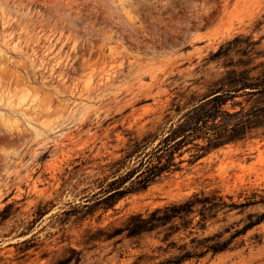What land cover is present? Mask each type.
<instances>
[{
  "label": "rangeland",
  "instance_id": "rangeland-1",
  "mask_svg": "<svg viewBox=\"0 0 264 264\" xmlns=\"http://www.w3.org/2000/svg\"><path fill=\"white\" fill-rule=\"evenodd\" d=\"M260 63L264 0H0V264H57L70 249L77 264H132L151 240L86 243L85 232L199 190L264 195L258 131L193 164L184 152L179 171L105 213L69 215L132 140L165 134L227 71ZM197 264H264V221Z\"/></svg>",
  "mask_w": 264,
  "mask_h": 264
},
{
  "label": "trees",
  "instance_id": "trees-1",
  "mask_svg": "<svg viewBox=\"0 0 264 264\" xmlns=\"http://www.w3.org/2000/svg\"><path fill=\"white\" fill-rule=\"evenodd\" d=\"M228 104L238 110L230 112ZM189 106L165 134L159 131L132 140L125 157L109 165L111 179L100 180L99 190L86 201L88 204L72 207L69 215L85 221L98 210L105 213L113 209L124 196L142 192L160 177L179 171L184 161L176 159L191 149L194 153L188 164L211 150L243 142L258 131L264 135V63L227 71L208 94ZM200 140L202 145L195 144ZM256 205H264V195L251 193L235 202L219 190H199L181 200L132 214L120 226L89 229L84 239L86 243L128 239L136 248L149 239L151 255L141 254L132 264H197L206 256L232 250L241 237L259 226L264 212L245 213ZM41 214L40 209L37 215ZM236 216L239 219L235 220ZM79 261L80 253L70 249L57 264Z\"/></svg>",
  "mask_w": 264,
  "mask_h": 264
}]
</instances>
